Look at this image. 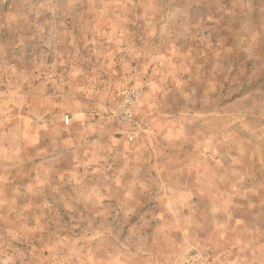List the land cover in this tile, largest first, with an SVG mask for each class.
I'll use <instances>...</instances> for the list:
<instances>
[{"label": "rangeland", "instance_id": "obj_1", "mask_svg": "<svg viewBox=\"0 0 264 264\" xmlns=\"http://www.w3.org/2000/svg\"><path fill=\"white\" fill-rule=\"evenodd\" d=\"M0 264H264V0H0Z\"/></svg>", "mask_w": 264, "mask_h": 264}, {"label": "built area", "instance_id": "obj_2", "mask_svg": "<svg viewBox=\"0 0 264 264\" xmlns=\"http://www.w3.org/2000/svg\"><path fill=\"white\" fill-rule=\"evenodd\" d=\"M121 95L123 100V104H122L123 112L125 117L127 118L131 114L130 107H132L134 97L132 96V93H130L129 91H124Z\"/></svg>", "mask_w": 264, "mask_h": 264}]
</instances>
